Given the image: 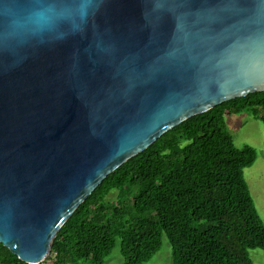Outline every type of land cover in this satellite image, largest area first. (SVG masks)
<instances>
[{
    "label": "water",
    "instance_id": "1",
    "mask_svg": "<svg viewBox=\"0 0 264 264\" xmlns=\"http://www.w3.org/2000/svg\"><path fill=\"white\" fill-rule=\"evenodd\" d=\"M264 92V0H0V243L28 264L113 171Z\"/></svg>",
    "mask_w": 264,
    "mask_h": 264
},
{
    "label": "trees",
    "instance_id": "2",
    "mask_svg": "<svg viewBox=\"0 0 264 264\" xmlns=\"http://www.w3.org/2000/svg\"><path fill=\"white\" fill-rule=\"evenodd\" d=\"M245 110L264 123V92L187 119L113 171L59 230L47 259L105 264L120 240L124 264H147L165 236L173 264H254L249 251H264V223L244 170L257 152L238 148L225 125ZM113 190L116 201L106 202ZM0 264L28 263L0 243Z\"/></svg>",
    "mask_w": 264,
    "mask_h": 264
},
{
    "label": "rangeland",
    "instance_id": "3",
    "mask_svg": "<svg viewBox=\"0 0 264 264\" xmlns=\"http://www.w3.org/2000/svg\"><path fill=\"white\" fill-rule=\"evenodd\" d=\"M260 116V112L254 113L251 110H245L231 114L225 119V125L238 148L250 145L257 152L255 164L244 170V176L258 214L264 223V123ZM117 195L118 191L113 190L105 198V201L115 202ZM249 255L254 264H264L263 250H250ZM104 263L124 264L120 240L117 241L112 253L105 258ZM45 264H51V260L47 259ZM147 264H173L172 247L165 236L162 239L161 250Z\"/></svg>",
    "mask_w": 264,
    "mask_h": 264
}]
</instances>
